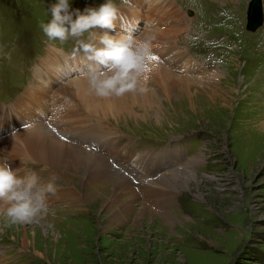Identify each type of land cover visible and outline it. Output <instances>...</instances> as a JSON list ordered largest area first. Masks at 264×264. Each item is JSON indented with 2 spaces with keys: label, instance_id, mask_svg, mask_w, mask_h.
I'll return each mask as SVG.
<instances>
[{
  "label": "rangeland",
  "instance_id": "374dc122",
  "mask_svg": "<svg viewBox=\"0 0 264 264\" xmlns=\"http://www.w3.org/2000/svg\"><path fill=\"white\" fill-rule=\"evenodd\" d=\"M104 2L70 0V10ZM115 2L121 12L116 32L123 25L140 35L164 34L189 59L180 69L167 65L174 77H156L155 64L149 89L127 93L120 110L114 101H89L69 88L82 77L83 54L73 57L72 38L49 41L39 28L56 0H0V138L8 133L14 140L24 124L39 122L37 98L51 107L60 95L74 109L63 113L74 126L44 134L85 146L93 142L92 126L129 158L109 168L128 178L137 196L120 220L102 207L103 187H90L80 208H63L64 192H82L81 178L48 167L27 150L24 137L12 146L0 142V158L19 165L21 176L24 169L42 182L54 175L58 191L39 223L9 225L0 215V264H264V0L261 22L252 29L246 24L249 0ZM52 50L56 58L48 61ZM16 118L21 121L14 125ZM144 185L158 190V201L169 199L171 222L138 212L153 194Z\"/></svg>",
  "mask_w": 264,
  "mask_h": 264
},
{
  "label": "clouds",
  "instance_id": "9594fccd",
  "mask_svg": "<svg viewBox=\"0 0 264 264\" xmlns=\"http://www.w3.org/2000/svg\"><path fill=\"white\" fill-rule=\"evenodd\" d=\"M130 3V0H124ZM51 18L39 23L49 41L75 43L73 57L83 54L80 75L87 81L88 92L99 98L122 97L127 93H144L146 82L154 70L153 34H136L134 27L123 25L115 35L99 27L115 31L121 18L115 0H105L98 7L70 10V0H56L49 9ZM75 17V18H74ZM31 125L24 124L27 129ZM13 169L7 156L0 158V215L9 225L39 223L50 213V196L57 187L53 175L42 182L36 171Z\"/></svg>",
  "mask_w": 264,
  "mask_h": 264
},
{
  "label": "bare ground",
  "instance_id": "6f19581e",
  "mask_svg": "<svg viewBox=\"0 0 264 264\" xmlns=\"http://www.w3.org/2000/svg\"><path fill=\"white\" fill-rule=\"evenodd\" d=\"M158 7L159 6H157V8ZM174 12L175 11H173L172 13H174ZM170 16L171 15L168 16V19ZM170 18H172V17H170ZM159 24H161V23H159ZM105 31H109L110 35H115L117 33L116 30L110 31L107 29H101L99 27L94 29V32H96L98 35H102ZM150 34H153L155 36V39L153 41V53L156 57V59L154 61V65L155 64L160 65L159 69L154 70V72H156V74L154 72H151L150 74H153V75L155 74L156 77H158L159 74L163 73L167 77H170V76L174 77L175 74L172 72L173 70H171V68H168L167 65L171 64L172 69L173 68L180 69L189 60L187 55L185 54V52L177 49L174 45L175 43L172 44L171 42L167 41V37L164 34H154V33H150ZM56 55H57L56 51L52 50L49 54H47V60L48 61L54 60L56 58ZM48 61H45L43 63V65L47 64ZM185 67H187V66L185 65ZM188 68L192 69L193 71L201 70V66H196V65H189ZM48 69L51 70L52 66H51V68L48 67ZM177 71H179V70H177ZM37 73L40 75V72H37ZM183 73L186 74L185 71ZM49 74H51V73H49ZM172 75H174V76H172ZM202 75L203 74H200V76H202ZM177 79L178 80L180 79V81L182 80L181 82L186 80L185 76H182V75L177 76ZM209 81H210V79H209ZM69 88L73 89V91H74L73 94H78V95L81 94V95L85 96L86 98H88L89 101H98L99 100V97H96L95 95H92L88 92L87 81L83 77L76 79L73 82H71ZM125 95L122 97H119V98H117V97L106 98V101H109V100H111L112 102L114 101L118 107L117 109L120 110V108L123 106L122 104H123ZM59 96L57 98L55 97V99L52 100L51 107H48L47 101H45L43 98L40 100L37 98L36 100L39 103H41V104H39L40 111H37V113H36L37 116H39L38 117L40 119L39 122L34 121L33 123L29 124L31 126L29 128H27L25 130V132H22V131L20 132L18 130L15 131L14 135H13V137L15 138L14 140H12V138H10V137L9 138L7 137L8 133L5 135H1L0 142L2 144L7 143V144H9V146H12V144L16 143L19 139L22 140L21 138L24 137L25 142L27 144L26 148H28L27 150L30 153L35 154L42 161H44L48 167H51V169H54L58 172H60L61 170L64 172H67V174H64L65 177L68 174H70L71 171H73L74 173H76L81 178V182L84 183V185L82 187V192L77 193V191L75 190L74 187L71 188L70 190H67L66 192H64V194L67 195L66 196L67 198L65 199V201L63 203V208L68 207V206H73V207L76 206L75 207L76 209L80 208L81 204L85 202V198L87 197V195L89 193L90 187H93V189L96 187L97 190L99 187H103V189L105 191V193H104L105 199L102 202V207L103 208H110L112 210L111 215L112 214L114 215V219L120 220V218H122V216H124L125 214H128L129 211L133 208L132 202L137 200V196L133 190V187L131 186L132 183L130 182V180L126 177L123 178L121 176H118L114 171H112L109 168V165L112 162H114V163H118L119 161L127 162V161H129V158L123 157L120 149L112 143L113 140L111 141V139L103 138L102 136H98L97 134H95V131L92 129L93 127L91 126L89 129V126L87 125L88 126L87 127L86 124L84 127L89 129L88 133L90 135V138L93 140V142L91 144H86L85 146L82 145V146H78V147H76V146L72 147L69 145L70 140H66V139L61 138V139H58L57 141H55L48 134H44L45 132L54 131V130H56L58 132V129H59L58 126L59 125L74 126V122L69 120L67 118V115H65L66 113H68V110L72 111L74 109H68L67 107H65L62 100H61L63 98L60 99ZM33 97H35V96H33ZM72 97H75V96L73 95ZM22 102H25V100L21 99L19 101V103H22ZM67 106H68V104H67ZM69 108H70V106H69ZM71 108H72V106H71ZM15 109L16 108H14V107L13 108L10 107L9 111H11V113L15 114L18 117L19 111L15 110ZM6 112H7L6 109L1 111V113L4 115ZM63 113H65V114L63 115ZM20 119L21 118H16L14 125H17V122L21 121ZM23 124H24V122H22V125ZM95 126H97V125H95ZM82 128L83 127H81V129ZM99 129H100V127H99ZM42 131H44V132H42ZM38 132L39 133L42 132V134H38ZM34 134H37L38 136L44 135V137H34L33 136ZM148 154H146V155H148ZM17 155H18V153H17ZM87 155L90 157L91 160L94 161V163H92V165L88 164L87 159H86ZM10 166L15 170V169H18L17 167L19 165L16 166V164L12 163V164H10ZM147 174L148 173H145L144 176H147ZM20 175H22L21 172H20ZM193 177H195V176H193ZM67 179H69V178H67ZM150 181L154 183V180H150ZM186 186L189 189L188 183L186 184ZM149 188L151 190L148 189L144 185L143 190L145 191V189H147L148 193H151V191H152L153 194L152 195L146 194V195H148V197L146 198V200L144 202H141L142 208L140 207L138 212L140 214L141 213L158 214L162 217H166L165 220L171 222L174 218L171 217L167 211V207L170 204V203L168 204L169 199L166 198V199L158 201V198H157L158 190L156 188H154L153 186L149 187ZM81 194L83 195L84 198L81 197ZM123 196H125V198L128 200H125V198H124V201H123L122 200ZM116 205L118 206V210H117Z\"/></svg>",
  "mask_w": 264,
  "mask_h": 264
},
{
  "label": "water",
  "instance_id": "95a60500",
  "mask_svg": "<svg viewBox=\"0 0 264 264\" xmlns=\"http://www.w3.org/2000/svg\"><path fill=\"white\" fill-rule=\"evenodd\" d=\"M260 0H249L247 8V27L254 28L261 22Z\"/></svg>",
  "mask_w": 264,
  "mask_h": 264
},
{
  "label": "snow or ice",
  "instance_id": "6c2138e0",
  "mask_svg": "<svg viewBox=\"0 0 264 264\" xmlns=\"http://www.w3.org/2000/svg\"><path fill=\"white\" fill-rule=\"evenodd\" d=\"M153 59H156V57H153Z\"/></svg>",
  "mask_w": 264,
  "mask_h": 264
}]
</instances>
